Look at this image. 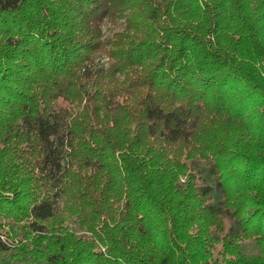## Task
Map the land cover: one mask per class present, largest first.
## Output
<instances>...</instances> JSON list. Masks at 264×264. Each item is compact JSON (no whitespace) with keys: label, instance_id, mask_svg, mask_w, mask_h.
<instances>
[{"label":"trees","instance_id":"16d2710c","mask_svg":"<svg viewBox=\"0 0 264 264\" xmlns=\"http://www.w3.org/2000/svg\"><path fill=\"white\" fill-rule=\"evenodd\" d=\"M263 126L264 0H0V264H264Z\"/></svg>","mask_w":264,"mask_h":264},{"label":"rangeland","instance_id":"374dc122","mask_svg":"<svg viewBox=\"0 0 264 264\" xmlns=\"http://www.w3.org/2000/svg\"><path fill=\"white\" fill-rule=\"evenodd\" d=\"M211 2V0H210ZM130 13L129 10H127L125 12L126 16ZM122 21V19L119 20L118 24L109 22L108 20L105 21L104 25H103V41L105 42L106 45V52L103 53L102 50L97 51L96 53V62L98 64H100L101 66L108 68L113 60V56L111 55V52H116V42H114V40H116L117 37L114 36V32H122L123 30V23L120 22ZM91 87V86H89ZM59 107H68V109L73 110V111H79L83 109V106H77V103H70L69 101L65 100L64 98H59L57 100L56 103ZM238 133L235 131V134ZM233 141H234V136L231 135ZM260 144H263V148H260ZM246 146H242L241 149H245V155H248L250 157H253L255 155H259V154H264V126L263 127H259L256 129L255 134L252 138H250V140L245 143ZM240 153V152H239ZM207 166H205V162H197L196 163V168L197 171L199 170L200 174L206 169ZM204 176V174H203ZM218 197V195H216V198ZM73 227H75V225H71ZM19 253V252H18ZM13 258V257H11ZM19 264H25V259L24 262H19Z\"/></svg>","mask_w":264,"mask_h":264}]
</instances>
